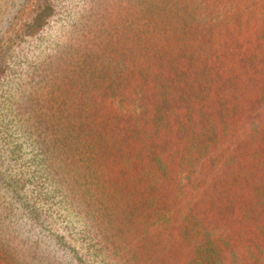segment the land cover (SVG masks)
I'll return each mask as SVG.
<instances>
[{
	"label": "trees",
	"instance_id": "1",
	"mask_svg": "<svg viewBox=\"0 0 264 264\" xmlns=\"http://www.w3.org/2000/svg\"><path fill=\"white\" fill-rule=\"evenodd\" d=\"M52 14L50 5L42 7L20 25L15 37L8 40H18L24 45L32 43L48 25ZM134 55L129 56L128 82L124 86L107 84L100 87L98 96L104 100H95V115L78 121L59 113L64 102L56 105L50 101L43 103L40 94L32 91L31 87L34 88L40 73L21 76L24 82L18 85L22 91L20 102L17 107L13 102L6 105L5 101L9 99L5 84L18 72V67L21 69L24 58L17 57L18 64L13 67V55L5 50L4 43H0V112L4 111V117H0V223L9 226L14 220L22 225L23 221H28L33 227L43 223L42 212L37 205L41 191L37 199L24 197L26 187L34 181L37 186L41 177L49 183V190L53 193L45 199L59 198L57 209L60 210L62 203L71 212L81 215L83 222L81 228L68 225L59 228L52 239L50 235L43 234L46 232L44 229H29V236L35 230L37 238L50 241H30V237H27L28 241L21 240L17 234L20 228L7 227L10 240L28 244L35 251L33 261L42 262L38 264H264V174L257 166L252 178L242 176L237 181V177L232 176L226 186L221 184L223 177L218 172L226 164H222L223 158L217 163L218 156L214 152L220 144L213 148L195 144L200 151L196 154L198 157L195 155L185 163L192 177H189V183L194 179L205 182L204 189L213 186L215 192L211 190L210 194L204 190L202 194L208 210L187 213L191 202L181 205L176 201L158 217L155 228L140 231L132 225V235H128L130 230L122 226L120 215L110 210L113 191H118L121 197L128 193V181H124V186L118 184V178L128 173V167L135 173H141L146 167V157L160 162L166 160V156L174 160L181 154L176 151L170 156L176 148V137L178 140L182 138L184 150L193 152V133L197 132L201 143L206 134V131L196 130L201 106L194 101V95L198 94V89L202 92L206 82L198 80L193 86L177 67L173 69L175 73L160 70L161 58L155 53L149 54L146 61H143L145 57L141 60L142 56ZM191 73L198 79L197 73L192 70ZM257 83V87L262 88L260 81ZM137 89L141 91L139 96ZM258 91L256 88V94ZM108 96L113 99L119 96L121 100L118 104L115 101L109 104ZM11 106H15L14 110ZM28 108L37 110V114L24 116ZM175 109L186 111L183 119ZM204 111L208 117H214L212 106L207 105ZM249 116L247 119L244 117L247 122L242 125L243 132H257L247 139L253 145L259 144V135L264 129H255L258 126L254 125V114ZM10 123L21 130V136L29 140L27 142L35 152V173H31L29 178L21 170L15 175L9 174L11 157L17 152L15 147L5 144ZM174 125L176 129L170 131ZM220 134L226 139V131L220 133L218 127L212 129L213 137ZM233 137L228 142L241 147L239 134L235 133ZM260 140H264V135ZM225 148L227 145H222L221 151ZM79 149L83 152L90 150L87 151L89 154L92 150H99V153L96 152L95 157L86 153L75 161V151ZM256 150L264 152V144L257 145ZM117 151H124L123 156L118 157ZM103 152H115L116 157H104ZM125 160L127 168L123 163ZM220 163L222 165L218 166ZM149 192L153 198H160L162 203L179 198L177 194L174 199L170 190L163 193L162 198L154 188ZM1 195H7V200ZM129 196V199L132 197L130 206L135 207L140 194L135 193L132 187ZM48 227L47 231L50 230L49 223ZM257 232L260 237L255 236ZM94 238L102 244L105 263L95 261L97 244L91 242ZM55 247L68 258L60 253L55 256ZM29 252L17 254L16 250L7 248L3 259L15 263L16 259H23Z\"/></svg>",
	"mask_w": 264,
	"mask_h": 264
},
{
	"label": "rangeland",
	"instance_id": "2",
	"mask_svg": "<svg viewBox=\"0 0 264 264\" xmlns=\"http://www.w3.org/2000/svg\"><path fill=\"white\" fill-rule=\"evenodd\" d=\"M47 5L52 7L53 14L48 25L32 43L24 45L19 44L18 40H8L15 37L22 23ZM0 43H4L5 50L13 55V67L18 64L17 57L24 58L22 70L18 67V72L5 84L9 99L5 101L6 105L13 102L17 107L20 102L22 91L18 85L24 82L21 76L40 73L34 88L31 87L32 91L40 94L43 103L50 101L56 105L57 102H64L63 110L59 113L65 117L68 115L70 120L81 121L95 115V100H104L98 96L100 87L107 84L124 86L128 82L129 56L132 54L142 56L141 60L145 57L143 61H146L149 54L155 53L161 58L160 70L173 71L177 67L178 72L187 75L193 86L197 85L198 80L206 82L202 92L198 89V94L194 95V101L201 106L196 130L206 131L204 144L194 132L192 152L184 150L182 138L178 140L176 137V148L170 152V156L176 151L181 154L174 160L166 156L162 162L146 157V167L141 173L127 168V161H123L128 173L118 178V184L124 186V181H128V193L121 197L118 191H113L110 210L120 215L122 226L130 230L128 235H132V225L140 228V231L155 228L158 217L176 201L181 205L191 202L187 213L208 210V203L202 194L204 190L211 194L213 186L204 189L205 182L194 179L189 183L191 174L185 167L187 161L200 153L195 144L208 145L209 148L220 144L214 152L218 156L217 163L223 158L222 164H226L218 172L223 177L221 184L224 186L232 176H236L237 181L242 176L252 178L257 166L264 174V152L256 150L257 145L264 144V140H260L264 132L259 135V144L253 145L248 137L257 132L248 134L242 129L251 114L255 117L254 125L258 126L255 129H264V0H0ZM187 69L190 70L186 73ZM191 70L198 74V79ZM257 80L262 88L257 87ZM41 85L44 88H40ZM256 88L259 89L257 94ZM137 92L139 96L141 91L137 89ZM111 99L107 97L109 104L121 100L119 96ZM207 105L214 108V117H208L204 111ZM12 108L14 110L15 106ZM175 112L180 113L181 119L186 113L179 109H175ZM36 114L37 110L31 111L29 108L24 112V116L29 117ZM0 117H4V111L0 112ZM136 122L140 123L137 118ZM176 127L174 125L169 129L175 130ZM214 127H218L220 133L226 131V139L223 134L213 137ZM7 129L9 136L5 144L15 147L17 151L11 157L12 169L9 174L15 175L21 170L29 178L31 173H35V152L28 144L29 140L21 136L23 133L20 129L11 123ZM235 133L239 134L241 147L228 142ZM222 145H227L223 152ZM87 151L76 150L74 160L84 157ZM92 151V154H87H94L95 157L96 152L99 153V150ZM5 153L9 154L7 149ZM123 154L124 151H117L118 157ZM103 156L115 158L116 153L103 152ZM40 180L37 186L34 181L26 187L24 197L37 199L41 191L37 205L42 212L43 223L35 227L28 221H23V225L15 220L9 226L0 223V264L42 263L33 261L35 251L28 244L10 240L8 228H20L16 231L21 240L28 241L27 237H30V241H50L37 238L35 230L29 236V229H44L46 232L43 231V234L50 235L52 239L59 228L66 225L81 228L83 225L82 216L71 212L62 203L60 210L57 209L59 198L45 199L53 193L49 190V183L43 177ZM132 187L135 193L140 194L135 207L130 206ZM151 188L156 189L161 198L168 190L172 191L174 199L177 194L179 198L162 203L160 198L151 196ZM95 192L97 195V189ZM1 197L8 198L7 195ZM255 236L260 237L258 232ZM91 242L97 244L95 261L105 263L102 244L97 238ZM7 248L16 250L17 254L30 252L23 259H16L15 263H8L9 259H3ZM78 250L83 253L80 248ZM59 253L66 256L55 247V256Z\"/></svg>",
	"mask_w": 264,
	"mask_h": 264
}]
</instances>
